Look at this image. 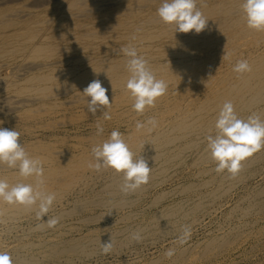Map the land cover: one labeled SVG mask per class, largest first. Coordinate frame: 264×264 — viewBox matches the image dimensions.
<instances>
[{"label": "bare ground", "instance_id": "obj_1", "mask_svg": "<svg viewBox=\"0 0 264 264\" xmlns=\"http://www.w3.org/2000/svg\"><path fill=\"white\" fill-rule=\"evenodd\" d=\"M25 1L0 0V127L19 132L41 161L45 190L56 193L48 217L60 222L37 229L35 210L0 202V251L14 264H76L97 258L112 238L113 257L130 251L132 259L110 264H264V150L230 178L215 172L206 140L226 101L239 118H264V32L247 27L243 0H197L208 19L200 34L161 22L163 0ZM126 46L168 85L142 115L126 90ZM242 59L251 72L233 71ZM94 79L108 89L110 120L106 109L87 111L83 90ZM150 118L158 122L151 132L137 130ZM114 130L152 168L149 183L127 195L122 173L88 166L92 147ZM0 178L36 183L7 165ZM185 225L200 234L181 244ZM164 241L156 256L133 258Z\"/></svg>", "mask_w": 264, "mask_h": 264}, {"label": "clouds", "instance_id": "obj_2", "mask_svg": "<svg viewBox=\"0 0 264 264\" xmlns=\"http://www.w3.org/2000/svg\"><path fill=\"white\" fill-rule=\"evenodd\" d=\"M241 9L247 27L255 32H264V0H243ZM157 14L161 22L170 26L175 33L187 34L194 31L195 34H200L208 23V19L197 6V0H163ZM121 51L128 57L126 67L130 76L126 82V90L134 100L133 110L142 115L146 109L155 107L158 99L167 93L168 85L164 80L157 79L149 62L138 55L135 47L126 46ZM251 70L246 59L237 61L233 67V71L238 74ZM107 92L108 89L102 86V82L94 79L83 90V95L90 98L87 101L89 113L95 115L97 111L106 109L102 112L103 118L110 120L112 102L110 103ZM157 123L154 118L143 123L137 121L136 128L151 132ZM96 127L97 135H101L104 132L103 127L100 124ZM214 127L216 134L206 137L207 150L216 163L214 170L218 174L226 171L230 178H235L241 172L243 162L264 150V118L256 113L247 119L239 118L232 102L226 101L219 111ZM91 152L95 162H89V168L98 172L102 169H111L117 174H123L124 182L120 186L123 194L135 192L149 183L152 168L142 156L137 157L118 130L112 131L102 144L93 146ZM0 165L18 168L19 175L26 179L36 178L35 187L31 183L10 185L5 179L0 178V202L35 210L37 220L43 221L42 225H37V229L44 225L48 228L56 227L60 218L48 217L56 200V193L45 190L42 163L28 155L20 142V133L15 129L0 127ZM45 216L48 217L46 221L43 220ZM182 232L179 238L181 244L190 236L191 226H183ZM131 239L139 243L143 237L140 231H136L132 233ZM112 249V238L101 243L103 254H108ZM174 254V249H169L165 253L167 257ZM0 264H14L12 256L8 252L0 251Z\"/></svg>", "mask_w": 264, "mask_h": 264}, {"label": "rangeland", "instance_id": "obj_3", "mask_svg": "<svg viewBox=\"0 0 264 264\" xmlns=\"http://www.w3.org/2000/svg\"><path fill=\"white\" fill-rule=\"evenodd\" d=\"M33 0H26L25 1V3L27 4V3H31ZM198 232V233H197ZM197 232H191V234H190V238H189V240H194L195 238H198L197 236L200 234V232L199 231H197ZM180 236H178V238H179ZM186 244V243H185ZM167 246V241H164V242H162V243H156V244H154V245H146L147 247H145V246H143V247H139L138 249H140L141 248V250L140 251H138L139 253H138V255L136 256V257H133V258H139V257H141L142 259H149V258H152V257H154V256H156L157 254H158V252H159V250H161V249H163V247H165V246ZM148 253H147V252ZM129 253H130V251H124V252H122L120 255H119V257H117V255L115 256V257H117V258H114L113 256L114 255H112V253H108V254H103V253H101V254H99L98 256H95V257H97V258H93V259H87L86 261H84V262H82V263H76V264H110V263H113V262H115L116 261V259H118V258H126V259H132V256L131 255H129ZM126 254V255H125ZM104 256V257H103ZM103 257V258H102ZM130 257V258H129ZM101 259V260H100ZM107 259V260H106ZM103 260V262H101ZM106 260V261H105ZM134 260V259H133ZM88 262V263H87ZM90 262V263H89ZM139 262H141V261H139ZM138 262V263H139ZM238 263L239 264H241V261L240 260H238ZM243 264V263H242Z\"/></svg>", "mask_w": 264, "mask_h": 264}]
</instances>
